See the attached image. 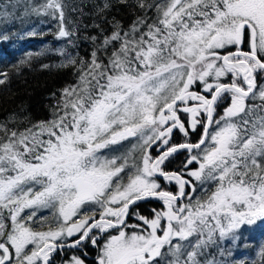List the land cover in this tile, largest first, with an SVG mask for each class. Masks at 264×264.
<instances>
[{
	"label": "snow or ice",
	"instance_id": "snow-or-ice-1",
	"mask_svg": "<svg viewBox=\"0 0 264 264\" xmlns=\"http://www.w3.org/2000/svg\"><path fill=\"white\" fill-rule=\"evenodd\" d=\"M117 2L132 22L109 19L113 0H100L83 37L80 24L66 27L64 0L32 6L58 21L57 38L92 50H60L77 79L52 94L48 119L0 121V264H54L53 253L88 245L95 264H229L207 250L231 257L244 226L264 222V0ZM198 128L197 142H172ZM131 137L132 151L116 155ZM181 151L183 167L169 172ZM148 199L162 202L151 217L137 211ZM258 255L264 264V245Z\"/></svg>",
	"mask_w": 264,
	"mask_h": 264
},
{
	"label": "trees",
	"instance_id": "trees-1",
	"mask_svg": "<svg viewBox=\"0 0 264 264\" xmlns=\"http://www.w3.org/2000/svg\"><path fill=\"white\" fill-rule=\"evenodd\" d=\"M42 2L43 0H0V13H7V15H0V34L9 37L7 40L0 39V72L8 73L9 77L5 84L0 85V121L8 119L13 113L27 116L33 121L48 119L49 106L55 102L52 94L56 93L58 97L60 90L75 84L77 79L74 68L60 67L65 62V57L60 55V50L66 49L73 55L78 52L80 56L85 57L92 50L90 41L80 39L77 42V47H72L66 44L64 38H57L58 21L50 16L36 15L31 10L33 5ZM64 2L68 5V8L65 9L66 27L72 28L73 24H80L79 36L95 34L92 29L85 32L83 24L90 25L92 23L94 4L99 3L100 0H64ZM113 4L114 7L108 13V18L115 17L127 27L135 18L132 9L118 3L117 0H113ZM73 9H82L84 14L81 15L80 11ZM69 20L73 24H69ZM33 32L36 34L29 35ZM46 65L47 67H45ZM228 103L226 101L222 104L219 111L223 112ZM256 103L258 104L260 101L257 100ZM198 137L199 130L190 132L187 138L180 137V132L175 131L172 141L178 144L186 140L196 142ZM121 145L113 147L120 148ZM124 146L126 147L122 148L123 153L132 150L128 144ZM117 153L115 154L117 155ZM184 154L185 152L181 151L166 161V169L169 172L180 171L185 161V159H181L185 156ZM129 161L132 160L129 159ZM191 167H196V165ZM162 183L168 190L176 191L174 183L171 185L164 181ZM161 208L162 202L151 199L138 202L137 211L140 215L151 217L153 209ZM44 215L49 217V221L52 220V215L49 212H44ZM136 222L134 217L129 219V223ZM242 232L243 244L239 248L233 249V256L220 257L218 251L213 248L207 250L209 255L206 259L216 256L218 260L227 259L229 264L232 260H247L249 264H253V262L260 264L261 258L258 253L261 246L264 245V222L258 220L253 225H246ZM102 243L103 240H101ZM223 246L229 247L227 243ZM72 255H80L85 260V264H95L97 248L88 245L82 251L66 249L53 253L54 264H63Z\"/></svg>",
	"mask_w": 264,
	"mask_h": 264
},
{
	"label": "rangeland",
	"instance_id": "rangeland-1",
	"mask_svg": "<svg viewBox=\"0 0 264 264\" xmlns=\"http://www.w3.org/2000/svg\"><path fill=\"white\" fill-rule=\"evenodd\" d=\"M262 83H264V81H262ZM218 111H219V108H218ZM220 113H222L221 111H219ZM197 130H199V137L197 138V141L200 139V136H201V132H202V129H200V128H198ZM196 130V131H197ZM180 137H184L183 136V134L182 133H180ZM186 138V137H185ZM196 141V142H197ZM137 142V138H135V137H131V138H129V140H126V141H123V142H121V144H122V148H125L126 146H124L125 144H128V146H129V148L131 147L132 148V146H133V144H135ZM174 144H178V143H175V141H172ZM192 143H195V142H192ZM119 150H120V148H119ZM130 151H132V150H129V152ZM110 154V153H109ZM112 154V153H111ZM121 153L120 152H118L117 153V155H120ZM135 154H137V155H139V153L138 152H134L133 153V155H135ZM153 155H155V153H153ZM131 159V158H130ZM132 161H129V163H131ZM46 213H48V211H45Z\"/></svg>",
	"mask_w": 264,
	"mask_h": 264
},
{
	"label": "flooded vegetation",
	"instance_id": "flooded-vegetation-1",
	"mask_svg": "<svg viewBox=\"0 0 264 264\" xmlns=\"http://www.w3.org/2000/svg\"><path fill=\"white\" fill-rule=\"evenodd\" d=\"M120 152H121V154H123V152H122V145L120 146ZM187 154H188V153H187V152H185V154H184L185 156H184V157H182L181 159H186V157H187Z\"/></svg>",
	"mask_w": 264,
	"mask_h": 264
},
{
	"label": "water",
	"instance_id": "water-1",
	"mask_svg": "<svg viewBox=\"0 0 264 264\" xmlns=\"http://www.w3.org/2000/svg\"><path fill=\"white\" fill-rule=\"evenodd\" d=\"M148 200H151V199H148ZM145 201H147V200H145Z\"/></svg>",
	"mask_w": 264,
	"mask_h": 264
},
{
	"label": "bare ground",
	"instance_id": "bare-ground-1",
	"mask_svg": "<svg viewBox=\"0 0 264 264\" xmlns=\"http://www.w3.org/2000/svg\"><path fill=\"white\" fill-rule=\"evenodd\" d=\"M154 200V199H153ZM157 201V200H156ZM159 202V201H158Z\"/></svg>",
	"mask_w": 264,
	"mask_h": 264
}]
</instances>
